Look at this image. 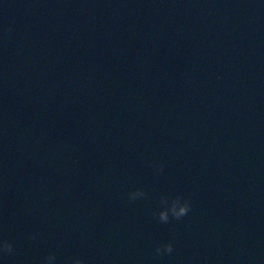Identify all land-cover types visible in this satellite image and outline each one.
<instances>
[{
  "label": "water",
  "instance_id": "1",
  "mask_svg": "<svg viewBox=\"0 0 264 264\" xmlns=\"http://www.w3.org/2000/svg\"><path fill=\"white\" fill-rule=\"evenodd\" d=\"M162 195L190 211L159 222ZM0 240V264H264V0H0Z\"/></svg>",
  "mask_w": 264,
  "mask_h": 264
},
{
  "label": "clouds",
  "instance_id": "2",
  "mask_svg": "<svg viewBox=\"0 0 264 264\" xmlns=\"http://www.w3.org/2000/svg\"><path fill=\"white\" fill-rule=\"evenodd\" d=\"M10 30V29H9ZM156 171L162 172L163 166L157 165ZM141 189H135L128 193V198L130 201H135L138 197H145ZM161 208L158 213H153V215L158 216V220L161 223H168L169 217L179 220L182 217L186 216L191 209V204L187 198H182L180 195L175 197L161 196L160 197ZM36 237L33 236L32 239ZM13 251V244L8 240H0V254H7ZM173 251V245L171 242L158 244L154 249L155 256H162L171 254ZM56 260V256L53 253H49L41 261V264H53ZM67 264H85L84 260L76 257L67 262Z\"/></svg>",
  "mask_w": 264,
  "mask_h": 264
}]
</instances>
